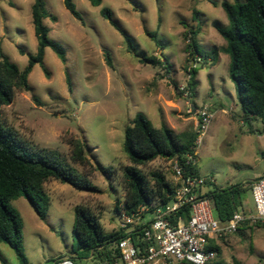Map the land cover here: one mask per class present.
I'll use <instances>...</instances> for the list:
<instances>
[{"label": "rangeland", "instance_id": "obj_1", "mask_svg": "<svg viewBox=\"0 0 264 264\" xmlns=\"http://www.w3.org/2000/svg\"><path fill=\"white\" fill-rule=\"evenodd\" d=\"M43 1L49 14L56 17V21L46 19L44 23L50 29V38L65 50L66 63L47 48L44 64L49 77L40 65H35L28 78L30 90H15L13 102L1 108L2 120L35 148L62 154L93 189L79 190L49 180L45 187L51 205L44 220L24 197L11 202L23 221L28 264H56L61 255H74L77 206L90 208L107 234L132 229L121 227L125 211L122 173L131 165L123 151L125 128L143 113L156 127L165 124L176 134L196 132V116L189 106L193 103L184 93L188 70L194 64L197 87L193 101L196 108L208 106L213 113L197 154L199 174L214 181V186L205 190L264 177V133H248L241 119L228 72L229 56L222 51L226 42L213 27L214 22L228 24L221 5L233 0H102L98 7L89 0H73L83 24L71 15L63 0ZM32 4L33 0H0V55L21 70L38 47ZM103 8L112 11V19L132 37L139 53L168 60L169 67L139 63L127 51L123 36L101 16ZM195 9L199 14L194 20ZM197 26L201 29L196 40L202 56L192 57L184 33ZM145 29L157 34L158 44L145 34ZM106 52L110 53L113 68L107 64ZM205 55L215 56L217 62ZM199 57L201 61L196 62ZM33 97L39 98L42 106ZM253 126L257 131L264 128L260 120ZM78 141L85 145L84 165L71 160L72 143ZM139 168L148 178L158 171L173 182L168 160L157 159ZM244 198L255 212L250 192ZM117 203L119 212L115 210ZM219 246L221 262L264 264V228L255 223L242 225L238 232L223 237ZM0 255L7 264H21L7 244H0ZM77 264L106 263L90 259Z\"/></svg>", "mask_w": 264, "mask_h": 264}, {"label": "trees", "instance_id": "obj_2", "mask_svg": "<svg viewBox=\"0 0 264 264\" xmlns=\"http://www.w3.org/2000/svg\"><path fill=\"white\" fill-rule=\"evenodd\" d=\"M89 1L94 7L102 4V0ZM63 3L71 15L83 24L84 20L73 0H63ZM212 3L216 6L215 2ZM221 6L228 24L214 22L213 27L226 42V47L222 51L229 56L228 72L235 86L236 97L241 108V119L248 126V133L262 134L264 128L262 131L255 130L253 122L260 120L264 124V0L224 1ZM31 11L38 47L36 53L29 56L28 65L21 70L7 57L0 55V244L9 245L21 264H28L24 253L23 221L20 214L11 206V202L24 197L37 215L44 220L51 205L50 196L45 187L49 180L69 184L79 190L93 189L90 181L77 173L58 151L35 148L29 142L22 140L15 130L6 127L3 123L1 108L13 102L15 90H30L28 78L34 66L40 65L46 77H49V71L44 64L47 48L66 63L65 50L50 38V29L44 23L46 19L56 21V17L49 14L43 0H33ZM198 14L199 12L195 9L194 20ZM101 16L123 36L127 51L134 54L139 63L169 67L168 60L162 61L157 56L147 57L139 53L132 37L112 19V11L109 8H103ZM200 31V27L197 26L184 33L185 39L188 40L187 49L192 57L202 56L196 40ZM144 32L157 44L159 43L155 32H149L147 29ZM205 58L217 62L215 56L205 55ZM106 61L108 66L113 68L109 52H106ZM188 74L189 98L196 108L193 98L197 87V69L190 66ZM66 82L71 91V78L67 71ZM33 100L38 106H42L39 98L33 97ZM196 138V132L176 134L165 124L156 127L145 114L138 113L132 123L125 128L123 151L131 165L124 167L122 173L121 186L125 192L123 210L131 213L139 205L149 204L152 200H160L163 203L170 201L175 184L158 171L153 172L148 178L139 167L146 166L157 159L170 161L175 157H184L193 150ZM72 145L71 160L80 165L86 164L84 143L78 141ZM100 170L105 172L104 168ZM191 171L199 174L197 165ZM208 186H214V181L208 182ZM252 186L253 182L248 181L227 188L209 189L206 196L211 202L215 218L224 224L235 213L246 212L243 208V198L246 192L252 193ZM118 204L115 206L117 212L120 210ZM178 215L185 220L189 218L188 210ZM249 223L250 221H246L242 225ZM255 225L264 228V222H258ZM139 231L140 228H136L131 233L132 236L137 238ZM124 236L126 232L123 230L112 234L105 233L99 217L90 208L77 206L73 225L74 255L70 258L76 264L78 261L89 258L114 264L120 257L116 244ZM220 240L210 239L208 247L217 253L212 264H226L218 260L221 254ZM0 262L7 264L1 255Z\"/></svg>", "mask_w": 264, "mask_h": 264}, {"label": "built area", "instance_id": "obj_3", "mask_svg": "<svg viewBox=\"0 0 264 264\" xmlns=\"http://www.w3.org/2000/svg\"><path fill=\"white\" fill-rule=\"evenodd\" d=\"M200 61L199 57L196 62ZM184 91L189 97L188 89ZM189 106L196 115L197 138L190 153L169 161L175 184L172 199L166 203L152 200L149 204L139 205L131 213L122 212L121 227L132 229L116 244L120 257L114 264H212L217 253L208 247L210 239L220 240L234 234L246 221L264 222V177L253 182V214L237 212L224 224L215 218L205 190L213 179L191 171L197 165L198 148L213 113L208 106ZM184 210L189 213L187 220L178 215ZM148 215L152 218L146 219ZM136 228H140V233L134 238L131 233ZM58 264L75 263L64 257Z\"/></svg>", "mask_w": 264, "mask_h": 264}, {"label": "crops", "instance_id": "obj_4", "mask_svg": "<svg viewBox=\"0 0 264 264\" xmlns=\"http://www.w3.org/2000/svg\"><path fill=\"white\" fill-rule=\"evenodd\" d=\"M193 114H194V116H196L195 115V112L193 111ZM196 118V117H195ZM197 120V119H196ZM197 123V122H196ZM256 179H253V180H251L252 182H254ZM250 195H251V197H252V193H251V191H250ZM243 208L246 210V212L248 213V214H253L254 213V208H252V206L250 205V203H249V201H248V199H247V201L245 200V198H243ZM70 254L68 255V254H65V255H61L60 256V258L58 259V261L61 259V258H64V257H69L70 258ZM91 258H89V259H87V260H84V261H88V260H90ZM58 261L56 262V264H58Z\"/></svg>", "mask_w": 264, "mask_h": 264}, {"label": "water", "instance_id": "obj_5", "mask_svg": "<svg viewBox=\"0 0 264 264\" xmlns=\"http://www.w3.org/2000/svg\"><path fill=\"white\" fill-rule=\"evenodd\" d=\"M194 109V108H193Z\"/></svg>", "mask_w": 264, "mask_h": 264}]
</instances>
